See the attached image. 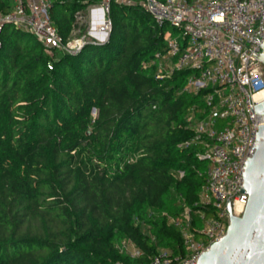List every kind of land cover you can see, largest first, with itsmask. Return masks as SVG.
<instances>
[{"label": "trees", "instance_id": "16d2710c", "mask_svg": "<svg viewBox=\"0 0 264 264\" xmlns=\"http://www.w3.org/2000/svg\"><path fill=\"white\" fill-rule=\"evenodd\" d=\"M100 1L50 0L63 41ZM12 3L0 0V12ZM108 17L107 39L75 52L0 26V264H149L159 249L184 253L162 212L196 210L206 163L180 144L192 136L188 117L205 115L208 89H185L192 69L156 76L169 25L141 0H110Z\"/></svg>", "mask_w": 264, "mask_h": 264}, {"label": "built area", "instance_id": "2783aa9c", "mask_svg": "<svg viewBox=\"0 0 264 264\" xmlns=\"http://www.w3.org/2000/svg\"><path fill=\"white\" fill-rule=\"evenodd\" d=\"M109 2L90 5L79 21L85 30L74 29L66 41L51 20L50 0H13L8 12H0V26L9 23L31 32L46 46L75 52L86 41L107 39ZM141 5L159 25L175 30L166 34L164 49L154 53L156 76L192 69L185 89H208L205 115L188 117L192 136L180 144L193 147L195 156L206 163L197 171L203 185L193 203L196 210L186 206L175 216L162 212L179 230L184 253L174 255L164 248L149 260V264H197L199 255L226 232L227 199L236 215L247 200L239 191L243 165L254 153L256 131L264 123V114L251 110L264 99L260 95L264 64L255 57L263 50L264 0H141ZM120 248L131 257L141 255L129 239H123Z\"/></svg>", "mask_w": 264, "mask_h": 264}, {"label": "water", "instance_id": "95a60500", "mask_svg": "<svg viewBox=\"0 0 264 264\" xmlns=\"http://www.w3.org/2000/svg\"><path fill=\"white\" fill-rule=\"evenodd\" d=\"M261 46L262 52L255 57L264 64V43ZM252 109L264 114V99ZM253 146L254 153L243 165L239 189L247 195L244 208L239 215L232 213L227 199L226 232L199 255L197 264H264V123L258 125Z\"/></svg>", "mask_w": 264, "mask_h": 264}, {"label": "rangeland", "instance_id": "374dc122", "mask_svg": "<svg viewBox=\"0 0 264 264\" xmlns=\"http://www.w3.org/2000/svg\"><path fill=\"white\" fill-rule=\"evenodd\" d=\"M79 29H80V30H83V29L85 30V26H83V27L81 26ZM171 30H172V27H171V26H168L167 32L169 33V31H171ZM197 225L202 226V224H199V223H197ZM122 240H123V239H120V240L118 241V244H119V245H122ZM125 250H126V249L124 248L123 251H125Z\"/></svg>", "mask_w": 264, "mask_h": 264}, {"label": "bare ground", "instance_id": "6f19581e", "mask_svg": "<svg viewBox=\"0 0 264 264\" xmlns=\"http://www.w3.org/2000/svg\"><path fill=\"white\" fill-rule=\"evenodd\" d=\"M260 95L261 97H264V90L261 91Z\"/></svg>", "mask_w": 264, "mask_h": 264}]
</instances>
